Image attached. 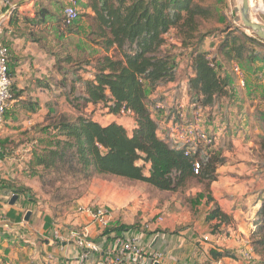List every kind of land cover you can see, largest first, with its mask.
Segmentation results:
<instances>
[{"label":"trees","instance_id":"obj_1","mask_svg":"<svg viewBox=\"0 0 264 264\" xmlns=\"http://www.w3.org/2000/svg\"><path fill=\"white\" fill-rule=\"evenodd\" d=\"M220 2L84 0L83 7L92 16L80 13L71 26H66L62 16L64 0H43L27 23L29 31L52 25L50 34L30 31L29 35L55 60L56 77L45 81L43 86L50 91L52 84L56 93L51 92L42 123L34 131L38 137L28 141L31 145L25 170L29 176L38 177L43 188L54 189L66 180L87 183L95 177H115L176 195L186 193L197 183L203 190L189 198L188 203L194 208H204L202 222L212 235L218 234L223 226L228 227V217L209 192V185L217 180V170L226 163L222 147L213 150L200 145L177 147L162 137L155 116L177 121L176 110L169 106L165 115L153 114L155 105L165 100L160 95L151 97L157 89L171 83L176 84L175 90H180L184 80L189 105L210 114L219 111L233 95L236 78L231 71L232 63H238L242 69L254 62L264 63V42L230 26L223 29L221 37L213 39L217 42L213 50L205 49L210 32L201 30L205 25L219 24L216 7ZM84 18L88 20L89 32L82 37L79 25ZM169 36L174 47L167 44ZM71 37L82 38V44L91 49L87 59L79 64L64 48V42ZM47 38L55 45L48 46ZM182 63L190 70L189 74L179 73ZM7 65L12 76L9 55ZM61 98L74 115L56 110ZM100 106L116 120L103 125L85 113L89 107ZM122 111L130 112L127 116L134 121L133 128L118 123L120 116L125 115ZM8 112L9 109L5 117ZM254 119L264 133V113L257 112ZM12 144L0 142V153ZM259 145L264 152V135ZM262 158L264 169V155ZM256 204L249 220L248 247L256 259L254 264H264V189ZM209 205L205 212V206ZM137 228L120 226L106 234ZM183 230L185 227L173 232L158 229L148 234L175 235ZM207 253L214 263L236 259L232 252L217 244L208 245Z\"/></svg>","mask_w":264,"mask_h":264},{"label":"crops","instance_id":"obj_2","mask_svg":"<svg viewBox=\"0 0 264 264\" xmlns=\"http://www.w3.org/2000/svg\"><path fill=\"white\" fill-rule=\"evenodd\" d=\"M83 2L84 0H81L80 10L82 15L92 16L91 11L83 7ZM42 3L43 0H0V42L8 51L13 78V100L8 107L9 112L7 115L18 114V109L23 107L22 112L26 116H22L27 120L24 126L29 131L32 128L35 129V126L38 125H34L32 119L35 120L39 117L36 122H42L40 114H43L42 117L44 116L46 103L51 99V92L56 93L52 84L50 85V91L43 86L45 81L56 77L54 71L55 60L49 52L33 42L29 35L30 31L50 34L53 31L52 25L45 24L40 28H33L29 31L30 27L27 23V21L34 18L35 11ZM79 32L81 36H85L89 32L88 20L85 18L82 19L79 25ZM47 45L54 46L55 44L47 38ZM214 48L215 46L209 47L205 43L206 50H213ZM256 64L263 66L262 62H254L253 67H256ZM178 71L180 74L190 73L184 63L179 66ZM183 81H181L182 87L180 90H175L176 84L171 83L165 88L157 89L155 95L151 97L160 95L165 100L164 102L168 104V107L174 106L175 110L181 107L186 118H188L187 114L191 112V109L188 97L185 95ZM232 87L233 91L236 88L242 90L237 82L233 83ZM224 103L226 105L224 104L225 106L223 105L219 111L214 110L210 114L205 111L201 122L203 129L216 135L217 142L214 149H217L218 146L222 147L223 155L226 158L225 165L217 170V180L209 185V192L214 202L229 219L228 232H230L232 238L226 240V243H231V245L225 247V250H230L237 259L239 256L238 248L247 243H244V241H248L247 227L249 226V220L257 209V196L264 189V169L261 168L264 152L260 150V145H258L256 147L257 154L261 156L258 161H253V164L239 161V159L242 160L249 154L248 147L252 144L242 146L232 136L224 138L225 123L227 120L231 121L230 119L235 116L233 110H229L230 104L227 101ZM29 108H35L36 111L32 113ZM205 116L208 117L207 123L205 122ZM109 117L111 116L107 115L102 120L95 119V121L103 124L102 121ZM154 119L159 122L162 129H165L169 121V119H163L158 115ZM213 122H217L215 127L212 125ZM254 122L258 123L255 119ZM118 123L126 128L134 127V121L126 114L120 116ZM230 127L231 132H234L233 129L236 126L231 125ZM259 127V131L255 132L259 133L261 140L264 133L260 124ZM162 132H160V135L163 134ZM16 138V136L9 135V130L0 129V142L6 145L13 143L9 145L10 147L3 149V153H0V264H73V260L76 259L78 254V250L73 243L59 244L53 238L55 232L64 234L70 230H77L79 234L86 235L87 242L92 246L87 264H94L101 257V250H106L105 247L109 244L110 234L97 230L85 216L75 214L76 207L85 206L80 205V203L74 207L70 219L67 218L62 223H69V228L62 229L61 224L56 225L49 211L32 199L30 195L32 191L30 192V190L34 186V181H31L28 178L29 176H25V179L21 182L16 180L19 172L18 167H20L22 160L9 155V152H13L16 148L14 143ZM223 142L226 143V147H223ZM30 144V142L25 144L27 154L22 158L27 156L26 160H28ZM227 147H229L228 150ZM34 188L38 189L37 186H34ZM193 188L192 186L190 190ZM196 188L198 189L197 193L203 190L200 185H196L194 189ZM22 190L23 192L17 195L18 199L15 204L9 205L11 197L16 195L15 192ZM210 207L211 205L205 206V212ZM27 212H30V217L25 222L24 217ZM170 226L165 224L159 230L171 232L173 226ZM231 227L232 229H230ZM184 235L185 233L181 232L170 237L169 234L157 233L144 235L142 238L145 239L143 243L148 245L150 249L165 253L166 264H229L232 261V259H223L216 263L212 262L207 253V246L204 247L202 243L200 247L191 244L190 253L192 257L190 259L181 258V251L190 246V243L183 237ZM233 235L236 236L235 239ZM167 237L170 238L167 239ZM239 237L244 240H239ZM163 238L167 240L165 244ZM200 248L202 251L199 250Z\"/></svg>","mask_w":264,"mask_h":264},{"label":"rangeland","instance_id":"obj_3","mask_svg":"<svg viewBox=\"0 0 264 264\" xmlns=\"http://www.w3.org/2000/svg\"><path fill=\"white\" fill-rule=\"evenodd\" d=\"M220 1V4H217L216 7L220 17L219 24L205 25L201 30V33L210 32L206 39L207 45H209V47L215 46L217 42H214L215 40L213 39L221 37V33L226 26L238 28L245 35L255 37L253 33L244 29L241 24L239 14L240 0ZM251 16L254 22L259 24L264 23V20L260 19V17L263 18L262 16H255L253 13H251ZM81 39L82 38L80 37H71L64 42L66 52L69 53L78 64L80 61L87 59L86 57H88V53H90L89 51L91 50L89 45L82 44ZM172 40L173 38L170 36L167 39V44L170 47H174ZM242 67L247 77L246 86L242 90L239 88H236V90L234 89L232 97L228 99V103L230 104L229 110H233L235 116L230 119L231 121L227 120L225 123L226 127L225 130H223V135H225L224 138H227V136L228 138L231 136L234 137L242 146L252 144L248 147L249 154H247L242 160L239 159V161H242V163L253 164V161H258L259 157H261L257 154L258 152L256 150V147L260 142V135L255 132L259 131L260 127L258 123L254 122V116L257 112L264 113V63L263 66L256 64V67H253V65H244ZM81 74L85 78L89 77L84 73ZM58 103L59 107L56 108L57 111L74 115L71 108L65 104L62 98ZM23 110V107H21L17 111L18 114L7 115L5 123L8 122L9 124H4L2 127V129L9 130L10 136L17 137L15 139L16 141H14L16 148L13 152L10 151L9 155L15 158H21L22 160L20 167H18L19 172L16 178V180L20 182L25 179V176H29L25 170L27 156L26 158H22L27 154V147L25 144L33 138L38 137V134L34 133L35 129L38 128L37 126H35V129L32 128L31 131L24 126L26 123L25 121L27 120L22 116H26V114L22 112ZM86 110L85 113L87 116L97 120H102V118L107 116L101 106L96 109L89 107ZM227 113L229 112L227 111ZM42 115L43 114H40V118L43 120ZM187 116V119L192 120V112H189ZM38 120L39 117L35 120L32 119V123H34V125H40L42 122H36ZM115 120L116 119L113 117H109L102 122L103 124H107ZM205 122H208L207 116H205ZM216 123L217 122L212 123L213 127H215ZM231 125L236 126V128L233 129L234 132H231ZM234 177L235 175L233 178ZM28 178L35 182H33L34 186L38 187V189H35L33 186L32 189L30 188L31 190L29 189L30 192L32 191V194L30 193L32 199L41 207L46 208L56 225H62V229L70 227L68 226L69 223H62L66 221L67 218L70 219L74 212V207L80 203V205L103 208L112 214L113 226L112 228L103 231L104 233H107L113 228L120 226L130 227L132 225L138 226V228L135 229L137 232H139L141 228L148 226L150 228L148 231L149 233L158 230L159 228H163L165 224L171 225L170 227L173 226L171 232L178 228L185 227V230L182 231L185 233L183 237L188 243H190V246L181 251V258L183 259L188 260L192 257L190 253L191 244L192 246L196 245L197 247L200 246L201 243L204 247L210 244H217L220 245L219 247L222 249H226L225 247L231 245V243H226V240H231L232 238L230 232H228L227 226H223L218 234L212 235L210 229L202 222L201 216H203L204 208L202 206L194 208L188 203V199L192 197L191 195L198 192L197 188L194 189L197 183L193 184L194 188L192 190L176 195L161 193L143 183L132 182L115 177H95L87 183L66 180L60 184H56L54 189L49 187L43 188L38 177L30 178L29 176ZM203 185L205 186L206 184ZM159 218L162 220L161 222L158 220ZM230 229H232V227ZM247 229L248 231L250 230V225ZM143 234L145 236L149 235L148 233ZM205 235L208 236L209 242L203 243L202 237ZM169 236L171 237V235ZM233 236L235 239L236 236ZM170 237H167V239ZM238 239L244 240L242 237H239ZM141 240L144 241L145 239L141 237ZM163 242L165 244L167 240L163 238ZM244 243L246 244H243V246H240L237 250L239 255L237 259H232L229 264H246L242 260L241 252L249 251V247L247 240L244 241ZM255 261L256 259L253 257L252 261L247 263L254 264Z\"/></svg>","mask_w":264,"mask_h":264},{"label":"built area","instance_id":"obj_4","mask_svg":"<svg viewBox=\"0 0 264 264\" xmlns=\"http://www.w3.org/2000/svg\"><path fill=\"white\" fill-rule=\"evenodd\" d=\"M255 1L253 8H255ZM258 1L264 6L262 0ZM80 13V0H64L62 16L66 26H71L79 18ZM251 13L255 16H262L263 18L260 17V19L264 20V12H255L251 9ZM261 25H264V23ZM7 63V49L0 42V129L5 124V113L13 100V78L9 74ZM231 71L236 78L237 85L242 89L245 88L246 75L241 66L236 62L232 63ZM167 105L165 102H158L154 107L153 114L165 115ZM189 107L193 116L192 120L187 119L182 108L179 107L176 109L177 121L169 120L165 129L160 127V131H163L161 136L167 137L177 147L200 145L208 150H213L216 146L217 137L202 127L201 120L205 110L196 108L194 105H189ZM121 113L130 114L129 111H122ZM198 168L199 166L196 164L195 169L197 170ZM195 173L197 172L195 171ZM75 214L85 216L97 230L102 232L113 226L112 214L103 208L78 206L75 209ZM158 220L162 221L160 218ZM149 230L150 228L146 226L141 228L139 232L129 229L119 233H110V241L108 246L105 247L106 250H101L102 255L94 264H166V256L163 251L150 249L141 240V237L144 236L143 233H147ZM53 238L59 244L73 243L78 250L73 264H87L92 246L87 242L85 234H79L77 230H70L64 234L55 232ZM202 242H209L207 235L202 237ZM241 257L246 264L253 259L250 250L241 252Z\"/></svg>","mask_w":264,"mask_h":264},{"label":"water","instance_id":"obj_5","mask_svg":"<svg viewBox=\"0 0 264 264\" xmlns=\"http://www.w3.org/2000/svg\"><path fill=\"white\" fill-rule=\"evenodd\" d=\"M241 5L239 8L240 21L244 29L253 33V35L261 42H264V25L256 23L252 20L251 8L249 5V0H241ZM17 195L11 197L9 205H14L17 201ZM30 217V212H27L24 217V221L27 222Z\"/></svg>","mask_w":264,"mask_h":264},{"label":"bare ground","instance_id":"obj_6","mask_svg":"<svg viewBox=\"0 0 264 264\" xmlns=\"http://www.w3.org/2000/svg\"><path fill=\"white\" fill-rule=\"evenodd\" d=\"M241 1V0H240ZM255 8H253L254 7V0H249V5H250V8L252 9V10H254L255 12H264V6H263V4L262 3H260L258 0H256L255 1ZM240 5H241V3H240ZM240 8V7H239ZM252 20H253V18H252Z\"/></svg>","mask_w":264,"mask_h":264}]
</instances>
